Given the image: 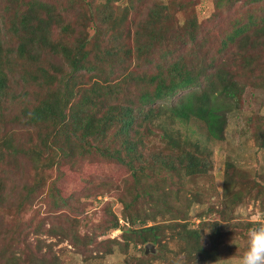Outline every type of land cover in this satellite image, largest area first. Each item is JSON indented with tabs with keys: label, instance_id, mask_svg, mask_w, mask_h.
I'll return each mask as SVG.
<instances>
[{
	"label": "trees",
	"instance_id": "16d2710c",
	"mask_svg": "<svg viewBox=\"0 0 264 264\" xmlns=\"http://www.w3.org/2000/svg\"><path fill=\"white\" fill-rule=\"evenodd\" d=\"M223 1L216 0V8ZM171 2L186 11L191 0ZM244 6V13L234 12L217 55L205 61L200 25L192 17L173 37L172 47H166L167 21L174 16L168 4L0 0V264H55L46 252L38 257L21 245L25 233L31 230L37 236L46 224L36 215L28 220L23 215L39 200L52 168H58L60 177L63 164L103 159L130 171L128 194L119 199L128 225L121 226L117 216L105 219L104 234L121 230L122 241L112 238L110 243H155L172 232L183 240L182 250L190 259L213 257L214 250L201 243V232L182 222L194 200L184 193L183 181L211 167L206 142L191 139L197 128L203 129L206 141L221 140L229 113L241 109L246 84L229 66L239 61L243 67L255 65L251 71H260L251 84L264 89L258 49L264 40V10L256 16L255 8ZM135 16L138 28L132 34L124 23L134 26ZM130 40L133 47L126 43ZM234 42V52L224 56ZM246 124L264 147V113ZM234 170L227 163L223 195L232 203L241 195L240 188H232L233 181L246 179ZM110 182L96 184L118 189ZM254 184L256 194L264 197V183ZM49 185L54 188V181ZM173 195L183 201L181 209L169 201ZM66 199L54 195L50 207H63ZM53 225L45 230L54 233ZM222 235L220 229L211 231L213 246ZM71 241L84 244L75 232Z\"/></svg>",
	"mask_w": 264,
	"mask_h": 264
},
{
	"label": "rangeland",
	"instance_id": "374dc122",
	"mask_svg": "<svg viewBox=\"0 0 264 264\" xmlns=\"http://www.w3.org/2000/svg\"><path fill=\"white\" fill-rule=\"evenodd\" d=\"M66 1L60 0L62 3ZM93 1L95 3L104 0ZM147 1L168 4L170 12L174 13L167 21L169 27L166 34L167 48L172 47L170 42L173 37L185 29L186 19L192 17L196 24L200 25L198 37L204 41L201 51L205 53L203 55L205 61H212L210 57L217 55L216 48L221 37L231 29V21L236 16L234 13L236 10L244 13L246 4L256 9V16L264 10L261 9L264 0H225L221 2L219 8H216V0H191L186 11L178 10L176 5L178 2H171L172 0ZM138 21L139 18L135 16L134 26L128 20L124 27L133 34V30L138 28ZM126 43L134 46L131 40ZM107 44H110V41ZM235 46L236 42L232 43L224 56H231ZM258 49L262 56L261 61L264 62V40L260 41ZM248 52L249 50L245 54ZM91 57L95 60L96 54L93 50ZM220 61L222 60L218 57L217 63ZM229 67L233 68L232 73H236V78L246 84L241 109L229 113L227 127L221 140L206 141L203 129L196 127L195 138L191 139L206 142L211 167L207 173L189 175L183 181L184 193L194 196V200L186 210V219L182 222L187 223L188 229L201 232L203 247L210 251L214 250L210 252L212 258L190 259L182 250L183 240L173 237L172 232H166L165 238L159 242H147L153 245L154 252H151L150 248L145 252L147 243L135 244L133 241L127 245L122 242L110 243L109 239L112 238L122 241L121 230L112 229L104 234L102 228L104 220H111L117 216L120 218L121 226L128 225L123 218V204L119 199L126 198L128 194L125 187L128 186L130 171L124 165L107 159L93 162L78 160L74 164H63L60 177L58 168L48 171L49 178L42 195L33 203V208L23 215L26 220L36 215L38 220L46 222L45 227H40V234L37 236L31 230L29 235L25 233L21 245L27 244L33 249L32 254H37L38 257L46 252L55 264H236L245 250V235L250 223L264 218V197L256 194L254 184V181L264 183V147L257 144L252 126L248 127L246 124L248 118L258 117L264 113V89L251 84L260 71V69L251 71L255 65L243 67L239 61L235 67ZM227 163L232 164L234 173L240 171L246 178L241 183L232 180V188L235 191L241 189L239 192L241 195L235 203L231 202L230 197L223 195ZM52 180L54 188L49 185ZM104 180L111 181L110 183L118 189L107 185L100 187L96 184ZM150 182L151 180L148 183ZM161 185L165 186L166 183L162 182ZM158 192L162 193L161 190ZM14 195L12 198L15 200L17 195ZM54 195L67 198L63 207L56 209L50 207ZM169 201L180 209L184 204L174 195L169 197ZM151 209L153 208L148 207V210ZM66 216L70 220L65 221ZM8 218L6 216V219ZM148 221L150 224L151 221ZM51 224H54L55 234L45 230ZM4 229L8 228L5 226ZM214 229L222 230L223 234L216 246H213L210 237ZM74 232L84 244L73 245L71 236ZM62 233H65V237H62ZM39 246L43 248L41 252H37ZM36 264L42 263L37 261Z\"/></svg>",
	"mask_w": 264,
	"mask_h": 264
},
{
	"label": "clouds",
	"instance_id": "9594fccd",
	"mask_svg": "<svg viewBox=\"0 0 264 264\" xmlns=\"http://www.w3.org/2000/svg\"><path fill=\"white\" fill-rule=\"evenodd\" d=\"M236 264H264V218L254 220L245 235V250Z\"/></svg>",
	"mask_w": 264,
	"mask_h": 264
},
{
	"label": "water",
	"instance_id": "95a60500",
	"mask_svg": "<svg viewBox=\"0 0 264 264\" xmlns=\"http://www.w3.org/2000/svg\"><path fill=\"white\" fill-rule=\"evenodd\" d=\"M149 248H150V251L151 252H154V248H153V245L151 243H147L145 245V252H148L149 251Z\"/></svg>",
	"mask_w": 264,
	"mask_h": 264
}]
</instances>
